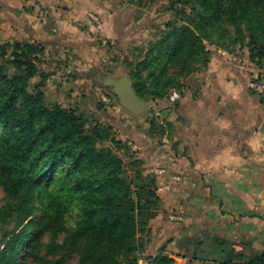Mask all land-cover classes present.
<instances>
[{
  "label": "trees",
  "instance_id": "obj_1",
  "mask_svg": "<svg viewBox=\"0 0 264 264\" xmlns=\"http://www.w3.org/2000/svg\"><path fill=\"white\" fill-rule=\"evenodd\" d=\"M180 1L189 14L184 10L180 20H169L137 63L120 60L141 99L182 91L183 80L210 63L206 42L229 53L246 46L250 61L264 72V0ZM51 61L38 42L0 43V264H65L69 257L77 264H138L151 220L166 212L157 176L144 173L145 160L117 138L115 126L48 101L53 73L42 65ZM72 74L75 80L95 77ZM148 124L139 131L162 140L168 135L156 118ZM68 217L75 218L71 228ZM61 232L62 245L44 241ZM179 242L187 244H179L185 254L178 253L190 258L185 264H264V251L247 258L227 239ZM150 256L149 264H178L166 246Z\"/></svg>",
  "mask_w": 264,
  "mask_h": 264
},
{
  "label": "crops",
  "instance_id": "obj_2",
  "mask_svg": "<svg viewBox=\"0 0 264 264\" xmlns=\"http://www.w3.org/2000/svg\"><path fill=\"white\" fill-rule=\"evenodd\" d=\"M31 2L0 0V43L38 42L67 65L95 55V42L71 7L43 12L51 0ZM211 51L208 67L186 80L167 118L171 145L141 134L138 141L148 151L139 143L137 149L145 167L154 169L164 201L166 212L153 227L156 238L172 235L204 245L227 239L250 258L264 251V91L257 95L249 88L257 69L247 53ZM171 213L178 219L171 220Z\"/></svg>",
  "mask_w": 264,
  "mask_h": 264
},
{
  "label": "rangeland",
  "instance_id": "obj_3",
  "mask_svg": "<svg viewBox=\"0 0 264 264\" xmlns=\"http://www.w3.org/2000/svg\"><path fill=\"white\" fill-rule=\"evenodd\" d=\"M31 1L32 4L35 2V0ZM178 1L76 0L77 4L75 5L73 4L75 1L71 0H51L50 6L41 8L42 11L44 12L46 9L48 11L55 7L62 8L66 5L68 9L71 7V13L77 15L80 23L85 28V33L87 35L90 33L93 39L91 41L95 42V48L93 50L95 55L91 56L96 57L92 59L90 56L83 59L84 61L81 65H67L57 60L43 64L42 67L44 70L53 73L46 89L48 101L58 102L66 108H78L82 112L89 113L92 116L94 115L104 124L115 126L117 138L130 142L131 147L135 151L138 150L139 145L137 146V143L143 146V143L138 141L140 137H143L141 134H144L153 143L158 145H171L172 137L170 135L172 134V130L167 128L165 120L171 114L172 108L176 107L183 91L186 89V80L190 76L183 80L185 87L182 91L171 89L167 97L148 101L150 107L142 115L136 116L121 107L118 98L109 88L101 86L92 77L75 80L73 79L72 73L77 71L79 73H91L96 77H106L118 66L123 65L126 67V64L120 63L121 59L127 58L128 61H132L134 64L137 63L147 50L148 43L156 38V34L165 28V24L169 20L176 17L180 20L182 11L184 12V10L187 11V14L190 13V7H185L182 1ZM32 4L29 5L32 6ZM65 14L72 15L68 10H65ZM230 30L233 29L231 28ZM122 45H125L123 47L126 50L119 48ZM206 46L210 51L219 48L208 42H206ZM234 52L248 54V48L244 45L236 46L234 47ZM79 59L81 60V58ZM126 70L128 72L127 67ZM263 76L264 72H258L257 69V73L253 77H256L255 79H261ZM175 94L178 97L173 100ZM105 96L110 97L112 100L111 104H106L103 101V97ZM151 118H156L160 125L167 128L168 135L163 140L159 135L149 136L139 131L141 128L145 130L149 129L148 120ZM146 148V146H143L145 152L148 151ZM153 170L144 166V173L151 174L152 177H155L156 174ZM4 197L5 194L0 189V206L3 203ZM159 214H161V211L151 220L149 225L150 231L143 235L147 249L145 252L140 253L138 264H149L150 255H157L160 249L165 246L166 250L172 253V257L178 264H185L190 258L184 259L178 253H184V249H180L179 244L182 245L181 243H183L187 245L186 243L179 242V239L172 235L157 236V238L154 235L153 227L160 221L157 218ZM169 216L171 220L178 219L172 214ZM74 219L72 217L66 218V227L71 228L75 224ZM65 237V232L55 235L49 233L44 236V241H54L56 244L62 245ZM191 249L195 250V247H191ZM205 251L208 252L207 250ZM68 255L66 254L65 257H68ZM200 256L206 257L208 255L202 253ZM65 264H77L76 257H73V259L69 257ZM192 264L207 263H201L195 260L192 261Z\"/></svg>",
  "mask_w": 264,
  "mask_h": 264
},
{
  "label": "water",
  "instance_id": "obj_4",
  "mask_svg": "<svg viewBox=\"0 0 264 264\" xmlns=\"http://www.w3.org/2000/svg\"><path fill=\"white\" fill-rule=\"evenodd\" d=\"M93 79L101 86L109 88L118 98L121 107L136 116L142 115L150 107L149 102L138 96L133 80L123 65L113 69L106 77L95 76Z\"/></svg>",
  "mask_w": 264,
  "mask_h": 264
},
{
  "label": "built area",
  "instance_id": "obj_5",
  "mask_svg": "<svg viewBox=\"0 0 264 264\" xmlns=\"http://www.w3.org/2000/svg\"><path fill=\"white\" fill-rule=\"evenodd\" d=\"M261 79L259 80H253L249 83V88L257 95H260L263 91H264V81H260ZM178 97L177 94H175V96L173 97V100H175L176 98ZM103 101L106 103V104H111L112 103V100L110 99V97H103Z\"/></svg>",
  "mask_w": 264,
  "mask_h": 264
}]
</instances>
